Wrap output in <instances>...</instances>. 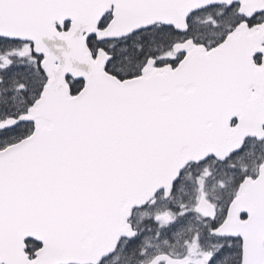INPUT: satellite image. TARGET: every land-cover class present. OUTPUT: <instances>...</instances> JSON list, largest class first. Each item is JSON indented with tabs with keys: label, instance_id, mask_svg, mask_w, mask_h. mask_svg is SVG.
Instances as JSON below:
<instances>
[{
	"label": "snow or ice",
	"instance_id": "1",
	"mask_svg": "<svg viewBox=\"0 0 264 264\" xmlns=\"http://www.w3.org/2000/svg\"><path fill=\"white\" fill-rule=\"evenodd\" d=\"M0 264H264V0H0Z\"/></svg>",
	"mask_w": 264,
	"mask_h": 264
}]
</instances>
